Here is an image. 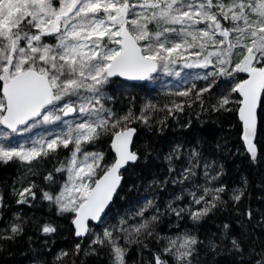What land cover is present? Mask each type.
I'll list each match as a JSON object with an SVG mask.
<instances>
[{
    "label": "snow or ice",
    "instance_id": "6c2138e0",
    "mask_svg": "<svg viewBox=\"0 0 264 264\" xmlns=\"http://www.w3.org/2000/svg\"><path fill=\"white\" fill-rule=\"evenodd\" d=\"M166 77L168 98L137 107L133 93ZM193 106L201 125L235 107L246 160L264 165V0H0V165L16 167L0 216L7 197L17 206L0 250L22 243L27 264H264V208L246 173L226 179L240 149L198 132ZM164 218L178 231H157ZM61 220L74 242L54 251Z\"/></svg>",
    "mask_w": 264,
    "mask_h": 264
},
{
    "label": "trees",
    "instance_id": "16d2710c",
    "mask_svg": "<svg viewBox=\"0 0 264 264\" xmlns=\"http://www.w3.org/2000/svg\"><path fill=\"white\" fill-rule=\"evenodd\" d=\"M171 80H173L172 77H166L164 81H158L156 87L151 91H144L139 89L136 90L133 94L137 97V101H136L137 107H139L144 102L145 96H147L149 99H152L154 102L158 104H162L168 98V93L166 90H163L160 87V84L166 83L167 81H171ZM126 99L127 98H125V100ZM162 115H163L162 112L157 113V117ZM183 115L184 114L181 113V116ZM192 118H193V127L196 128L198 132L207 136L210 140H215V139L222 140L223 138H227L229 145L233 148V152H235L236 148L240 149V152L236 153L235 155L227 154L223 157L225 160L226 168L228 170L226 179L228 183L231 184L234 180L238 179L241 172L246 173L252 185L250 187V191L252 192V201H251L252 205L264 208V203L256 199V197L261 194V190L255 187V184L258 181L264 179V165L253 166L246 160V156L244 154V145L242 140V121H240L238 111L235 110V107L233 112L224 113L222 116H219L217 119L209 120L205 124L201 125L199 124L198 121H196L195 106H193ZM168 123L170 125V128L168 130L169 135H172L176 131H178V129L171 127V125L174 123L171 117H169ZM143 133H144V129L142 127H138V134L141 140L145 138ZM257 140L260 141L258 148L261 151H264V131H261L259 127H258ZM107 155H111V152H107L106 156ZM15 175H16V167L14 164L9 163L8 165H0V184H10L12 178ZM125 179H127V177H125ZM142 195H149V193H142ZM7 199H8L9 207L6 210H3V216H0V227H4L6 221L11 219V214L13 210L17 207L12 202L11 196L7 197ZM124 203H125L124 201L120 202V204H124ZM167 220L168 218H164V222L160 223L157 226L156 230L161 232H169L170 234L178 231V229L175 228L174 224L170 229ZM111 222L115 223V219H113ZM216 223H219V221L218 220L215 222L209 221L204 225V228L212 227L214 229ZM61 224L64 226L61 230V235H59L56 238L55 243L51 245V248L54 251L61 246L70 248L74 242L72 234L69 231L68 222L66 220H61ZM256 232L257 234H260V229H256ZM201 234H203V230ZM149 242L153 244L155 243L154 240H150ZM135 249H136V245L132 244L128 252L129 259L136 257L137 253ZM25 250H26V246L23 245L22 243L18 245H9L7 249L0 250V264H14V262H19V264H27V257L21 255V252H24ZM9 253H11V255H9ZM69 256H71V252H69ZM48 258L51 259V257ZM97 259H98L97 257H89L87 258L86 264H96ZM104 259L106 260V257ZM218 260H219V264H229L231 258L222 256L219 257Z\"/></svg>",
    "mask_w": 264,
    "mask_h": 264
}]
</instances>
